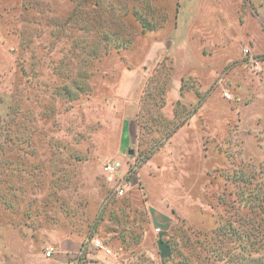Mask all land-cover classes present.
Returning a JSON list of instances; mask_svg holds the SVG:
<instances>
[{
  "label": "rangeland",
  "instance_id": "obj_1",
  "mask_svg": "<svg viewBox=\"0 0 264 264\" xmlns=\"http://www.w3.org/2000/svg\"><path fill=\"white\" fill-rule=\"evenodd\" d=\"M70 237L264 261V0H0V264Z\"/></svg>",
  "mask_w": 264,
  "mask_h": 264
},
{
  "label": "crops",
  "instance_id": "obj_2",
  "mask_svg": "<svg viewBox=\"0 0 264 264\" xmlns=\"http://www.w3.org/2000/svg\"><path fill=\"white\" fill-rule=\"evenodd\" d=\"M190 125H186L184 128L178 129L171 139L169 140L168 145L172 144L174 141H177L178 144L185 140L183 135L185 130L188 129ZM156 155V154H155ZM52 243V241H49ZM80 240L74 237L70 238H60L54 245V253L50 257H45L41 255L42 259L47 261V264H107L105 258L101 255V251L88 252L85 255H81L79 252Z\"/></svg>",
  "mask_w": 264,
  "mask_h": 264
},
{
  "label": "built area",
  "instance_id": "obj_3",
  "mask_svg": "<svg viewBox=\"0 0 264 264\" xmlns=\"http://www.w3.org/2000/svg\"><path fill=\"white\" fill-rule=\"evenodd\" d=\"M223 96L226 99H230V95L228 94L227 91L223 92ZM120 168H121V162L118 160H113V161L104 163L102 166V171L107 176H112L115 173H117ZM127 185H129V181H127L125 184L121 185V187L118 188L117 194L122 195L124 192L125 186ZM157 230L158 229H156V231ZM90 242L92 243V246L96 250L101 251L105 256L111 255L110 248H108L107 245L101 239L95 237V238H92ZM54 251H55L54 247L52 246L46 247L44 251V256L50 257L54 253Z\"/></svg>",
  "mask_w": 264,
  "mask_h": 264
},
{
  "label": "trees",
  "instance_id": "obj_4",
  "mask_svg": "<svg viewBox=\"0 0 264 264\" xmlns=\"http://www.w3.org/2000/svg\"><path fill=\"white\" fill-rule=\"evenodd\" d=\"M174 132V131H173ZM149 158V156H146V157H144L143 159H144V161L145 160H147ZM236 233V231L234 232H232V235L234 234V235H236L235 234ZM238 237H239V235H237ZM166 245H167V248H168V255H169V257H172V254H173V248H172V246L170 245V243L169 242H167L166 243ZM224 247H226L225 245H223V244H220V246H219V248H217V250L219 251L218 253L219 254H222L223 253V249H224ZM236 247V249H238L239 250V252L241 253L242 252V254H243V258L245 257L246 258V264H254V263H252V260L250 259V260H248L249 259V257H250V255H249V252L247 253V249L245 248V246L244 245H242V244H238V246H235ZM227 249V248H226ZM222 256V255H221ZM187 263L189 264V261L187 260ZM186 263V264H187ZM255 264H264V261H259V262H255Z\"/></svg>",
  "mask_w": 264,
  "mask_h": 264
},
{
  "label": "water",
  "instance_id": "obj_5",
  "mask_svg": "<svg viewBox=\"0 0 264 264\" xmlns=\"http://www.w3.org/2000/svg\"><path fill=\"white\" fill-rule=\"evenodd\" d=\"M129 153H131V150L129 151Z\"/></svg>",
  "mask_w": 264,
  "mask_h": 264
}]
</instances>
